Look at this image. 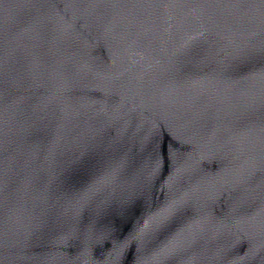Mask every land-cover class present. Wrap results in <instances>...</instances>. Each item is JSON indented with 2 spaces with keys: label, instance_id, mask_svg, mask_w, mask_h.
<instances>
[{
  "label": "water",
  "instance_id": "1",
  "mask_svg": "<svg viewBox=\"0 0 264 264\" xmlns=\"http://www.w3.org/2000/svg\"><path fill=\"white\" fill-rule=\"evenodd\" d=\"M0 264H264V0H0Z\"/></svg>",
  "mask_w": 264,
  "mask_h": 264
}]
</instances>
